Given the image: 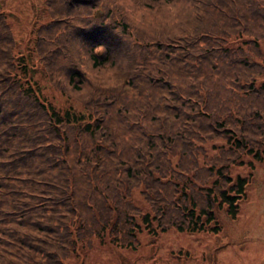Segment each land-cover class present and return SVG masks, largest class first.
Returning a JSON list of instances; mask_svg holds the SVG:
<instances>
[{
  "label": "trees",
  "instance_id": "1",
  "mask_svg": "<svg viewBox=\"0 0 264 264\" xmlns=\"http://www.w3.org/2000/svg\"><path fill=\"white\" fill-rule=\"evenodd\" d=\"M194 2V30L158 40L100 0H44L31 50L0 8V264H71L95 239L136 247L141 229L218 232L219 211L237 216L252 173L232 167L264 161V0ZM101 45L118 91L75 65ZM48 82L83 108L57 105Z\"/></svg>",
  "mask_w": 264,
  "mask_h": 264
},
{
  "label": "rangeland",
  "instance_id": "2",
  "mask_svg": "<svg viewBox=\"0 0 264 264\" xmlns=\"http://www.w3.org/2000/svg\"><path fill=\"white\" fill-rule=\"evenodd\" d=\"M0 8L7 13L18 42L27 43L29 50L34 45V36L39 24L48 20L44 0H0ZM21 44V47L24 45ZM264 54V40H260ZM33 58L36 53L30 55ZM35 59V58H34ZM261 59V56H258ZM40 66V72L43 71ZM41 81L46 79L40 76ZM264 79L263 77L259 80ZM47 96L57 105L83 108L80 101L68 97L53 88L49 82ZM221 140L208 143L217 145ZM247 155L244 164H235L231 173L251 172L247 198L240 202L236 217L219 211L222 229L218 232L181 231L170 228L153 233L146 229L138 231L136 247L119 246L114 243H99L93 247L82 246L72 255L71 264H264V161ZM253 165H252V162ZM133 200L147 208L148 204L140 189L132 191Z\"/></svg>",
  "mask_w": 264,
  "mask_h": 264
},
{
  "label": "clouds",
  "instance_id": "3",
  "mask_svg": "<svg viewBox=\"0 0 264 264\" xmlns=\"http://www.w3.org/2000/svg\"><path fill=\"white\" fill-rule=\"evenodd\" d=\"M100 5L126 25L131 36L158 40L186 38L200 14L194 0H100ZM116 31L121 33L119 28ZM105 51L102 45L91 52L83 49L75 65L94 89L118 91L123 87L121 63L109 60L98 65L93 59Z\"/></svg>",
  "mask_w": 264,
  "mask_h": 264
}]
</instances>
